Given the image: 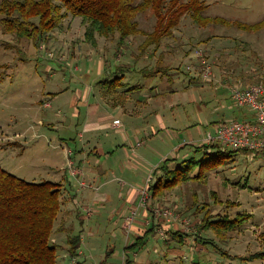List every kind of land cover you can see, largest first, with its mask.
<instances>
[{"label": "rangeland", "instance_id": "rangeland-1", "mask_svg": "<svg viewBox=\"0 0 264 264\" xmlns=\"http://www.w3.org/2000/svg\"><path fill=\"white\" fill-rule=\"evenodd\" d=\"M179 1L186 2L188 0ZM202 1L206 6L200 14L208 18H224L227 22H210L206 25H199V23H194L191 20L190 12L183 14L178 19L174 33L179 37H183V40L190 42L183 45L182 51L177 53V50L180 49L174 48L175 50L168 52V54L170 58L175 57L172 58L175 63L177 58L183 61L182 53L191 49L190 55L192 57L184 59L183 63L185 62V64L200 63L202 60L200 55L209 56L214 73L215 71L217 73L214 78L216 83L213 85L207 83L208 81L189 83L190 77L184 75L179 78L178 75V81L181 82L180 91H167L161 95V98L164 96L165 116H169L168 128L155 130L154 140H149L145 144L150 158L155 162L154 165L159 164L164 157L174 156L177 153L182 157L201 159L202 152H196L194 148L200 146L209 133H214L216 123L233 118L242 120V113L246 111V108H238L229 99L230 86L236 82V78L230 76L234 71L242 73L243 78H239V83L242 85H250L263 80L264 0ZM140 14L138 21L141 28L152 30L156 21L155 14L151 10H146ZM234 21L244 23L248 25V28L233 24ZM255 24H259V26L256 27ZM83 32L84 25L81 23L80 18L76 17L66 19L64 29L56 34L58 42L64 41L66 43L68 40L77 42L75 51L78 54H75L81 56L72 61L70 65L61 63L56 56L57 53L55 54L56 57L48 59L43 51L39 52L41 54L39 59L19 61L17 65V62L11 61L9 54L5 53L6 48L0 47V165L27 181L42 182L50 180L57 184L61 183L66 190L74 191L84 187L85 181L83 179L80 182L77 180L78 184L71 185L62 177L69 174L70 177L76 179L82 175V168L72 162L73 158H70V155L72 150H75V152L80 150L81 145L86 142V135L80 133L78 136L77 131H73L75 129L79 130L80 127L76 119L71 117V111L65 109V104L60 107V104L54 101L53 107L44 109L45 111H51L53 114V127L48 125L49 123L46 121L45 125H40L37 120L44 117V112L38 108L34 111L33 98L40 96L42 91H44V94H48L47 91L49 90H69L68 84L73 89H84V85H87L91 79L89 74L90 64L89 62L86 63L87 59L84 54L89 53V56H93L94 54L100 55L105 51L113 52L117 50L116 53L118 52L119 49H116L117 44L114 42L118 38L100 37L99 46L94 47L90 43L82 42ZM1 34L2 32H0L1 37L6 36ZM205 37H212L215 40L211 43L206 42V46L202 45V47H200V44H196L197 40L201 41ZM6 38L9 37L6 36ZM52 40L53 38L51 42ZM57 41H55V44H57L58 49L61 45ZM163 41L168 43L165 40ZM132 45L136 48L138 41H134ZM170 45L172 50L175 42L171 41ZM178 47L180 48V46ZM59 50L62 51V49ZM64 51L63 53L68 54ZM232 56L235 57L229 58ZM153 63L150 62L149 64L154 65ZM231 65H234L236 69L232 68L230 70L228 67ZM46 66H50L53 70L47 69ZM199 67L202 71V66L199 65ZM118 72L127 73L131 78L135 76L133 71L130 70L121 69ZM230 72L232 73L229 74ZM63 74L67 75L69 83L60 81ZM228 74L229 76H227ZM130 84H133V82ZM93 85L100 84L93 83ZM150 85L153 86L154 83ZM160 86L164 91V84ZM125 87L116 86V88L121 89ZM106 89L109 88L106 87ZM183 89L186 90L183 91ZM110 91H113V89L110 88ZM126 92L113 93L111 99L118 100ZM155 93L158 95L155 91L151 92L150 101L154 99ZM158 100L159 98H157ZM61 101L64 103L63 100ZM45 104L49 105L47 102ZM125 107H128V103ZM129 108H132V105ZM65 115L73 119L72 124L67 128L58 122ZM115 116L119 118V122L115 121V125H120V129L125 135L130 133L132 124L138 123L134 118V114L130 112L122 113V110H119L116 111ZM65 129L72 130L66 131ZM114 132V130L107 129L99 132L98 135L106 141L108 140L106 135L114 134ZM64 138L67 140V144L64 143ZM102 140L100 142L103 145L104 141ZM183 143L186 144L180 148ZM125 144L127 148H130L129 145H133L130 136H128ZM125 175H128L131 179H137V176H139L132 172H126ZM138 178H140V181L138 182L137 197L147 202L150 197L146 191V184H149L147 182L148 171L145 172L143 177L139 176ZM117 182H120V184H118L116 190L125 193L128 185L120 179H117L114 184L116 185ZM105 191L112 192L111 189H105ZM148 194H150L149 191ZM114 199L113 201H116L117 196ZM193 202H195L194 205ZM151 203V211L145 212L143 210L140 212L138 210L136 214L134 213V217L139 221L145 222L147 219L149 222V216L154 213L156 216L154 225L157 233L156 235L153 233L148 234L145 244L141 248L135 249L136 252L133 251L130 254L131 258L127 254L123 255L125 244L131 240H124V236L118 230L111 229L115 225V218L113 221L106 223L107 226L104 227L105 231L102 232L101 237L88 231L89 228L93 230V227L88 226L87 229L85 228L81 244L82 249L85 250V256H91V258L97 260L104 256L106 248H108L110 253H107V260L103 264H127V258L130 259L131 264H195L196 261L197 264H264V259L261 258L244 260V262L239 261V257H250L253 253L264 250L263 157L256 158L252 162L245 160L241 154L237 155L234 161L230 158H223L222 163L207 171L204 182H184L168 191L159 200H153ZM191 204L193 207L189 209L188 207ZM202 206L204 207L202 211L196 210V207ZM119 207L120 204L106 206L105 209L100 211L101 214L94 213L91 217L93 219L97 217V220L105 221L106 218L108 219L110 211L113 209L118 210ZM82 208L85 211L91 210H87L89 207L82 206ZM206 209L210 211L212 216L219 217L227 215L232 218L237 213L250 214L248 220L244 221L240 227L228 232L230 237L226 241L216 240L219 251L214 247L210 249V246H208L207 248L211 251V253H207L208 255L203 254L205 253L203 251H206V246H200L199 250L196 246V243L199 242L197 239V232L199 231H197L195 221L203 216ZM84 214L86 213L84 212ZM115 216L118 217V215ZM173 221L178 223L181 221L182 229L187 233H192L189 238L194 243L190 249L185 245L182 247L174 246L173 244H176L174 242H171L169 246L164 245L166 236L163 227L172 224ZM130 224V222L126 223L127 226H130ZM122 226L123 223L121 228L124 227ZM202 233L215 240L213 232L209 234L203 231ZM187 246L189 245L187 244ZM220 250L226 251L229 258L221 254ZM115 251H118L119 254ZM168 258L170 259L168 260ZM61 260L62 263L64 260L69 262L68 259L63 257H61Z\"/></svg>", "mask_w": 264, "mask_h": 264}, {"label": "trees", "instance_id": "trees-1", "mask_svg": "<svg viewBox=\"0 0 264 264\" xmlns=\"http://www.w3.org/2000/svg\"><path fill=\"white\" fill-rule=\"evenodd\" d=\"M205 6L202 0H188L186 2L179 0H0V32L9 37L0 36V47L6 48L5 53L9 54V59L16 61L17 64L19 61L39 59L41 57L40 51L46 53L48 59L57 56L58 60H64L65 56L74 55V52L78 54L75 51L77 42L73 40L70 45L64 41L58 42L56 34L64 29L66 19L78 17L84 25L83 42L97 47L100 37H115L118 38L117 41L114 40L117 44L116 49L127 48V51L133 55L134 59L129 62L131 65L126 69V66H121L122 69L141 72L146 77H157L159 72L169 76L175 74L178 77L179 75L180 78L186 75L190 77L189 83L208 81L207 83L213 85L216 83L214 78L217 73L216 71L214 73L212 62L209 61V56L207 57L205 54L200 56L202 58L201 61L199 59L200 63L185 64V62L180 61L174 68L162 66V56L175 50L174 48L182 51L183 45L190 42L183 40V37L174 33L178 19L183 14L190 12L191 20L194 23H199V25H206L210 22H227L224 18H208L200 14ZM146 10H151L156 16L152 30L141 28L138 21L140 13ZM232 23L248 28V25L244 23H236L235 21ZM259 24L254 26L258 27ZM136 40L138 41L137 49L132 45ZM163 40L168 43H164ZM55 41L61 45L60 48L57 49ZM171 41L175 42L172 50ZM206 42L207 40H197L196 44H200L202 47V45L206 46ZM161 47L163 50L160 49ZM165 48L170 51H165ZM190 50L184 51V56L189 57L188 59L192 57ZM63 51L68 52V54L63 53ZM156 53H159L158 62L153 60ZM142 59H144L143 66H136L137 62ZM150 62H155L156 65L149 64ZM199 65L203 69L208 65L211 69V75L209 77L203 76V70L201 71ZM228 68L230 70L236 69L234 65ZM118 71L112 72L113 78L103 79L98 83L103 86H108L107 84L110 83L112 88L126 86L127 82L122 81L124 77ZM241 74V72L234 71L230 75L236 78V82L230 86L229 99L232 102L233 87L249 85L239 83V78H243ZM262 78V81L256 83L264 85V75ZM233 105H235L234 102ZM251 114L253 115L252 111L246 108V111L242 113V120L233 118L216 123L214 133H209L200 146L194 148L196 152H202L201 159L182 157L177 153L174 156L164 157L159 164L152 165L148 170L147 182L149 184H146L147 195L150 197L147 202L143 201L142 198L139 199L140 212L143 210L145 212L151 211L153 200H159L168 191L184 182H204L207 171L222 163L223 158H230L234 161L239 154L249 162L256 158H264V153L261 151L233 147L217 138L221 127L234 121L249 122L253 120ZM185 144L180 145V148ZM138 145L141 143L138 142ZM77 191L75 189L76 193ZM71 193L74 192L63 188L61 183L57 184L50 180L27 181L0 165V264H83L86 259L76 260V257L81 255L79 250L85 228L94 225L104 228L109 221L107 218L105 221H99L97 217L93 219L91 216L95 212H92V209L89 210L90 208L87 209L89 211H85L78 204H76V208L68 207ZM192 204L194 205L195 202ZM192 204L188 207L189 209L193 207ZM203 208V206L196 207V210L202 211ZM77 215L80 217L77 218ZM249 216L250 214L245 213H237L232 218L227 215L223 217L212 216L210 211L206 209L203 216L197 218V222L195 221L197 231H199L197 232L199 242H195L198 250L200 246H206V251H203L205 252L203 254L211 253L210 249L213 247L218 250L219 246L216 240L226 241L230 237L228 232L240 227L244 221L248 220ZM155 217L154 213H151L149 222L147 219L145 222L141 221L143 223L142 231H131V241L124 248V252L126 251L130 258V254L133 251L136 252L135 249L141 248L145 244L148 234L156 235ZM180 223L182 222L180 221ZM180 223L177 222V225L167 224L166 227H163L166 236L164 245L169 246L171 242H174L176 243L173 244L174 246L182 247L185 245L190 249L194 243L189 238L192 233L183 230ZM203 231L209 234L213 232L215 240L204 235ZM208 246L210 249L207 248ZM220 253L229 258L226 251L220 250ZM63 254L64 256H62ZM61 257L68 259L69 262L64 260L62 263ZM254 258L264 259V250L257 251L250 257H239V261L244 262V260ZM197 263L196 261L195 264ZM127 264H131L129 258H127Z\"/></svg>", "mask_w": 264, "mask_h": 264}, {"label": "crops", "instance_id": "crops-1", "mask_svg": "<svg viewBox=\"0 0 264 264\" xmlns=\"http://www.w3.org/2000/svg\"><path fill=\"white\" fill-rule=\"evenodd\" d=\"M203 40H207L208 43H211L215 39L212 37H205ZM99 41L100 40L98 39L97 47L99 46ZM70 42L71 41L69 40L66 44L70 45ZM63 45L65 44L63 43ZM160 49L163 50L162 47ZM166 50L167 48H165V51ZM116 51L117 50L113 52L105 51L100 55L94 54L93 56H89V53L87 55L84 54L87 59L86 63L89 62L90 64L89 74L91 77L90 82L87 85H84V89H73L70 84H68L69 90H49L47 91L48 94H44V91H42L40 96L38 95L33 98L35 103L33 109L36 111L38 108L44 112V117L37 120L40 125H45L46 121L49 123L48 125H51L52 127L53 114L51 111H45L44 109L46 107H53V101L58 102L60 107L65 104V109H69L71 111V117L76 119V122L80 127L79 130L75 129L73 131H77L78 136L80 133H85L86 135V142L81 145L80 150L77 152L72 150V154L70 153V158H73L72 162L76 166L82 168L83 173L76 179L70 177L69 174H66V177L63 175L62 179L65 181L67 180L71 185L78 184L77 180L80 182V180L83 179L85 181V185L78 190L77 193L72 190L74 193H71L68 207L74 208L76 204H78L79 206H84L86 208L89 207L92 209V212L101 214L100 211L105 209L106 206L120 204L118 210L113 209L110 211L108 221H113L115 218V225L111 229H114V231L118 230L125 237V240L129 241V239H131L130 235L132 236L131 231H142L141 228L143 226V223L134 217V213L136 214L138 210H141L138 206L139 197H137L139 187L138 182L140 181V178L138 177H143L145 172L148 171L155 163L150 158L149 151L145 147V144L149 140H154L153 134L155 133V130H165L168 128L169 116H165L164 96L161 98V95L167 91H180L181 87L179 86L181 85V82L178 81L177 75L175 74L169 76L158 71L159 73L157 77H146L141 72H133L135 76L132 78L129 77L127 73H121L124 77L122 81L127 82L124 89L112 88L110 84L106 83V81L104 82L108 86H103L101 84L94 86L93 83L99 84L98 81L100 80H109L113 78L112 72L118 70L120 71L123 68L121 66H126V69L129 65H131L129 62L134 58L133 55L127 51V48L122 47L117 53ZM168 51L169 49L167 52ZM178 51L180 52V50H177V53ZM184 53H182L183 61L184 59L189 58L185 57ZM79 56L81 55L77 56L74 52V55H69L68 57L65 56L64 60L59 59V61L65 65H70L71 62L79 58ZM234 57L235 56L229 58ZM158 58L159 53H156L153 60L158 62ZM172 58L169 57V54L162 56V66H168L167 68H171L179 63L177 62L180 61L179 58L176 59L177 61L175 63ZM155 62L153 63L154 65H156ZM136 66H143V61L141 62V60H139ZM46 67L47 69L53 70L50 66ZM250 72L252 73L253 71ZM60 81L62 83H69L66 74L61 76ZM131 82H133V84H130ZM151 83H154L153 88L152 85H150ZM143 84H145V86H143ZM161 84H164L165 86L164 91L161 89ZM106 87L109 89H106ZM110 88H112L113 91H110ZM185 90L186 89H183V91ZM123 91H127L123 97L118 100L111 99V95L113 93H121ZM152 91L157 92L158 95L155 93L154 99L150 101ZM157 98H159L158 101ZM61 100H63L64 103H62ZM45 101L49 105H46ZM37 103L39 104L38 106L36 105ZM126 103H128V107H125ZM131 105L132 108H129ZM119 110H122V113L130 112L134 114L135 120L138 121L137 124H132L130 133H126V135L121 131L122 129H120V125H115V121H119V118L115 116V113ZM245 115L247 114L245 113ZM71 117L65 115L62 120H58V122L62 123L64 127L67 128L73 122ZM107 129L114 130L115 132L114 134L106 135L108 140L105 141L101 139L98 133ZM65 130L68 131L72 129ZM128 136H130L133 140V145H129L130 148H127L125 144ZM100 140L104 141V146L101 144ZM138 142H140L141 145H138ZM64 143L67 144L66 139L64 140ZM126 172H132L136 176H139H137V179H131L128 175H125ZM117 179H120V181L128 185L125 193H122L120 190H116L118 189V184H120V182H117L116 185L114 184ZM73 186L75 187V185ZM105 189H111L112 192L108 193ZM116 196L117 202L113 201ZM120 201H122V203H120ZM115 215H118V217ZM76 217L79 218L80 216L77 215ZM127 222L131 223L130 226L126 225ZM122 223L123 226L126 225L124 227L122 226L123 228H121ZM171 225H177V221H173ZM92 227L94 229L91 230V228H89L88 231L93 232L94 235L98 234V236H100L102 232L105 231V228L102 230L100 226L94 225ZM127 244L125 245L127 246ZM79 251L81 255L76 257V260L86 259L83 264H103L107 260L106 256L108 248H106L107 252L105 251L104 256H101L97 260L91 258V256H85V250L82 249V246ZM115 252L119 254L118 251ZM126 254L127 252L125 251L123 255Z\"/></svg>", "mask_w": 264, "mask_h": 264}, {"label": "built area", "instance_id": "built-area-1", "mask_svg": "<svg viewBox=\"0 0 264 264\" xmlns=\"http://www.w3.org/2000/svg\"><path fill=\"white\" fill-rule=\"evenodd\" d=\"M202 74L205 77L211 75L208 65L204 67ZM231 96L235 105L252 111L253 120L226 124L220 128L217 138L233 147L264 153V85L255 83L246 87L234 86Z\"/></svg>", "mask_w": 264, "mask_h": 264}]
</instances>
